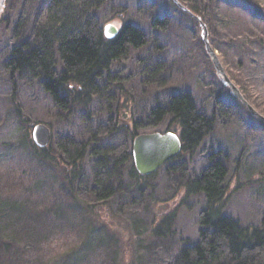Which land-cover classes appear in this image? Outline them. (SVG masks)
<instances>
[{"label":"trees","instance_id":"16d2710c","mask_svg":"<svg viewBox=\"0 0 264 264\" xmlns=\"http://www.w3.org/2000/svg\"><path fill=\"white\" fill-rule=\"evenodd\" d=\"M184 1L202 14L194 0ZM110 2L39 0L40 17L32 24L30 38L12 46L2 63L13 86L19 79L39 85L69 131L55 135L50 123L31 124L15 109L25 127L18 148L28 147L57 171L59 181L52 185V196L61 205L67 203V208L60 204L55 208L53 199L49 205L41 200L45 209L35 207L30 198L13 200L23 181H2L8 170L1 164L0 264H47L49 260L53 264L51 256L60 247H64L63 264H113L101 252L102 244L96 248L88 244L73 258L74 244L66 240L67 229L76 230L73 212L93 214L95 206L111 203L122 192L137 208L153 196L154 180L161 172L171 185L178 179L182 202L201 195L206 206L197 215V238L192 242L174 243L178 208L152 222L148 237L161 255L154 264H264V219L256 226H244L224 212L229 174L225 155L220 150L210 153L208 164L198 172L183 162L197 155L218 117L203 111L192 93L171 84L168 60L158 55L159 50L152 49L139 60L135 72L126 75L120 69L130 53L151 48L150 41L168 28V20L156 14L150 33L125 21L117 36L107 40L96 14ZM237 83L243 89L240 80ZM168 85L162 94L155 95L151 89ZM262 85L264 95V77ZM38 123L52 133L45 149H37L30 136ZM162 125L163 132L179 137L181 154L156 174L141 177L132 161V142L146 129ZM124 176L128 181H123Z\"/></svg>","mask_w":264,"mask_h":264},{"label":"rangeland","instance_id":"374dc122","mask_svg":"<svg viewBox=\"0 0 264 264\" xmlns=\"http://www.w3.org/2000/svg\"><path fill=\"white\" fill-rule=\"evenodd\" d=\"M38 2L7 0L0 16V165L4 164L8 170L2 181H23L13 200L24 202L30 198L35 207L45 209L42 199L47 200V205L53 199L55 208L60 204L59 198L52 196V185L59 181L57 171L49 162L35 157L28 147L18 148L25 127L15 109H20L31 124L50 123L55 135L69 129L35 81L19 79L13 86L2 66L10 48L30 38L32 24L40 17ZM194 2L202 14L197 15L184 0H112L96 15L103 26L119 29L123 22L129 21L148 33L156 14L157 18L168 20V28L150 41L151 48L148 45L130 53L120 62V69L124 74L135 72L137 62L152 49L161 51L158 55L168 60L171 84L177 85V90L192 93L203 111L218 117L214 132L197 155L191 160L184 158L183 162L198 172L208 164L207 156L220 150L229 170L224 212L244 226H256L264 219V0ZM206 44L214 51L227 78L261 119L252 116L229 88L222 87L223 79L212 66ZM164 75H168L167 70ZM168 87L151 89L157 95ZM163 129V125L149 128L140 135ZM123 181H128L126 176ZM154 181L153 196L137 208L130 206L129 196L122 192L111 203L95 206L93 214L73 212L76 230L67 229L66 239L74 244L73 258L88 244L92 248L102 244L101 252L107 261L113 259V264H154L161 255L156 254L159 246L148 237L150 226L175 208L178 216L174 243L194 241L197 215L206 206L205 198L198 195L182 202L183 190L176 183L178 179H173L171 185L163 172ZM65 205L61 206L65 209ZM61 248L64 250L60 247L52 254L53 264H63Z\"/></svg>","mask_w":264,"mask_h":264},{"label":"water","instance_id":"95a60500","mask_svg":"<svg viewBox=\"0 0 264 264\" xmlns=\"http://www.w3.org/2000/svg\"><path fill=\"white\" fill-rule=\"evenodd\" d=\"M3 6V0L0 1V9ZM118 30L113 26H106L104 36L108 40L116 37ZM206 52L211 58L212 66L216 74L223 79V85L231 90L232 95L238 99L250 112V114L259 119L260 116L243 99L239 89L227 78L221 67L214 51L208 49ZM51 139V133L47 126L37 124L32 129L33 143L39 148L47 147ZM181 152V143L179 138L172 133H151L137 136L132 143V159L137 173L143 177L154 174L167 162L175 159Z\"/></svg>","mask_w":264,"mask_h":264},{"label":"flooded vegetation","instance_id":"af4514ba","mask_svg":"<svg viewBox=\"0 0 264 264\" xmlns=\"http://www.w3.org/2000/svg\"><path fill=\"white\" fill-rule=\"evenodd\" d=\"M6 1H7V0H5V3H6ZM3 12H4V10L2 11V13H3ZM2 13H1V14H2ZM1 14H0V16L2 17V15H1Z\"/></svg>","mask_w":264,"mask_h":264}]
</instances>
